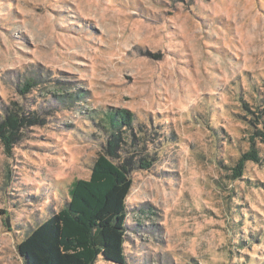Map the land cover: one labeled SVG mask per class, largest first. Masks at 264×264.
Segmentation results:
<instances>
[{"label": "rangeland", "instance_id": "1", "mask_svg": "<svg viewBox=\"0 0 264 264\" xmlns=\"http://www.w3.org/2000/svg\"><path fill=\"white\" fill-rule=\"evenodd\" d=\"M263 108L264 0H0V121L25 120L0 138V264H24L90 178L117 109L134 118L109 154L133 181L127 264H264V144L230 178Z\"/></svg>", "mask_w": 264, "mask_h": 264}, {"label": "trees", "instance_id": "2", "mask_svg": "<svg viewBox=\"0 0 264 264\" xmlns=\"http://www.w3.org/2000/svg\"><path fill=\"white\" fill-rule=\"evenodd\" d=\"M31 83L24 91L32 88L35 81ZM71 97L70 101L80 98ZM66 99L59 97L58 101L69 106L70 101ZM259 119L249 137V149L230 169V178L235 181L243 178L247 163L262 160L257 142L264 144V108L260 109ZM24 122L14 117L0 121V138L8 150L14 130H19ZM103 122L102 127L108 135L107 154L98 157L88 180L72 182L66 206L32 230L19 244L18 253L25 264H96L100 257L108 263L127 264V198L133 181L126 167L112 162L109 154L114 155L115 146L132 131L134 118L128 110L117 109L105 112ZM143 162L142 159L137 161L138 169L148 171L152 168V162Z\"/></svg>", "mask_w": 264, "mask_h": 264}, {"label": "water", "instance_id": "3", "mask_svg": "<svg viewBox=\"0 0 264 264\" xmlns=\"http://www.w3.org/2000/svg\"><path fill=\"white\" fill-rule=\"evenodd\" d=\"M8 226H10L9 224H8ZM22 258V257H21ZM23 260H24V258H22ZM24 264H25V260H24Z\"/></svg>", "mask_w": 264, "mask_h": 264}]
</instances>
